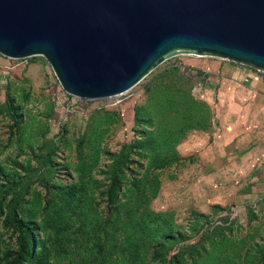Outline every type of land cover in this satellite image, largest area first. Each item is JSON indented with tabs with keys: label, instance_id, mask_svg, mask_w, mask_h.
<instances>
[{
	"label": "rangeland",
	"instance_id": "rangeland-1",
	"mask_svg": "<svg viewBox=\"0 0 264 264\" xmlns=\"http://www.w3.org/2000/svg\"><path fill=\"white\" fill-rule=\"evenodd\" d=\"M263 84L183 52L122 94L62 100L42 55L3 58L0 264H264Z\"/></svg>",
	"mask_w": 264,
	"mask_h": 264
},
{
	"label": "water",
	"instance_id": "water-1",
	"mask_svg": "<svg viewBox=\"0 0 264 264\" xmlns=\"http://www.w3.org/2000/svg\"><path fill=\"white\" fill-rule=\"evenodd\" d=\"M183 52L264 72V0H0V54L42 55L82 100L122 94Z\"/></svg>",
	"mask_w": 264,
	"mask_h": 264
},
{
	"label": "built area",
	"instance_id": "built-area-1",
	"mask_svg": "<svg viewBox=\"0 0 264 264\" xmlns=\"http://www.w3.org/2000/svg\"><path fill=\"white\" fill-rule=\"evenodd\" d=\"M8 58V57H7ZM27 57H24V58H8V59H21L22 60V62H23V60H25ZM218 58H220V57H218ZM220 59H225V58H220ZM228 60V59H227ZM249 67V66H248ZM249 68H251V70L255 73V74H264V72L263 71H261V70H258V69H255V68H252V67H249ZM60 84V83H59ZM60 93L62 94V100L63 99H68L69 97H71V98H73V97H75V96H73V95H70V94H68L63 88H62V86L60 85ZM116 105V102H114V101H111V102H109V103H104V104H102V105H100L99 107L100 108H105V107H108V106H115Z\"/></svg>",
	"mask_w": 264,
	"mask_h": 264
},
{
	"label": "crops",
	"instance_id": "crops-1",
	"mask_svg": "<svg viewBox=\"0 0 264 264\" xmlns=\"http://www.w3.org/2000/svg\"><path fill=\"white\" fill-rule=\"evenodd\" d=\"M1 56H3V55H1ZM3 58L7 60V57H5V56L0 57L1 60H3ZM262 86H263V90H264V84ZM261 123H262V126L264 127V116H263V118L260 121V124ZM257 167H258V169H257V173H258L257 178L259 180V183L258 184H261L262 183V186L264 187V152H263V158L261 159V163L258 162ZM258 190L261 191L262 188H258ZM262 199H264V198L262 197Z\"/></svg>",
	"mask_w": 264,
	"mask_h": 264
},
{
	"label": "trees",
	"instance_id": "trees-1",
	"mask_svg": "<svg viewBox=\"0 0 264 264\" xmlns=\"http://www.w3.org/2000/svg\"><path fill=\"white\" fill-rule=\"evenodd\" d=\"M15 222V225L18 226L19 228V239H20V243H21V246L23 247V250L25 251V248L28 247V243H26L25 241V238L28 236L29 234V231H28V227L25 225V226H21L19 224V222L17 221H14ZM30 248H31V244H30ZM12 264H15V263H12Z\"/></svg>",
	"mask_w": 264,
	"mask_h": 264
}]
</instances>
